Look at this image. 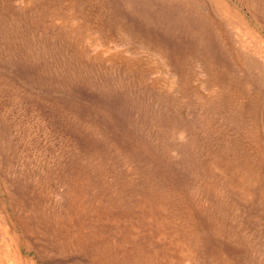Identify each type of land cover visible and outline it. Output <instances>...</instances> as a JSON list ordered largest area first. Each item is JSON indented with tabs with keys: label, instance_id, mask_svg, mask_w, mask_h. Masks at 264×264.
<instances>
[{
	"label": "rangeland",
	"instance_id": "374dc122",
	"mask_svg": "<svg viewBox=\"0 0 264 264\" xmlns=\"http://www.w3.org/2000/svg\"><path fill=\"white\" fill-rule=\"evenodd\" d=\"M0 264H264V0H0Z\"/></svg>",
	"mask_w": 264,
	"mask_h": 264
},
{
	"label": "bare ground",
	"instance_id": "6f19581e",
	"mask_svg": "<svg viewBox=\"0 0 264 264\" xmlns=\"http://www.w3.org/2000/svg\"><path fill=\"white\" fill-rule=\"evenodd\" d=\"M119 3V2H118ZM148 14V13H147ZM133 23V22H132ZM121 33V32H120Z\"/></svg>",
	"mask_w": 264,
	"mask_h": 264
}]
</instances>
